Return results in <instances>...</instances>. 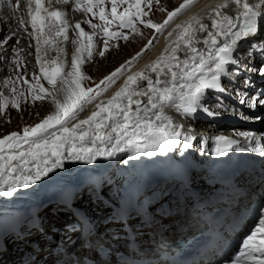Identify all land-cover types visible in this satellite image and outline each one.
Segmentation results:
<instances>
[{"label": "snow or ice", "instance_id": "obj_1", "mask_svg": "<svg viewBox=\"0 0 264 264\" xmlns=\"http://www.w3.org/2000/svg\"><path fill=\"white\" fill-rule=\"evenodd\" d=\"M28 15L30 17L31 27L35 30L39 27L41 34L43 30L53 19L60 25L56 36H63L68 40L67 29L70 27L67 20L64 19L65 13L54 10L49 11L43 6V0H28ZM68 3L69 0H63ZM192 0H184L177 8L167 13V19L163 24H156L151 19H144L149 15L145 9L151 8L152 0H110L111 19H108L105 8L102 6L104 0H74L76 11H86L97 14L93 11L98 8L99 19L105 24L111 25L118 22L119 28H129L133 34L138 32L136 27L137 21L145 27L154 29L159 32L168 24V22L189 6ZM235 3L242 8L239 23V30L236 23L229 16H222L218 9L226 7L225 4H217L212 9L216 17L211 19V28L216 32H207L208 38L204 41L210 43L211 47L208 54L205 55L193 46V40L197 32L208 30V25L202 19L193 16L184 25H177V32L174 46L165 48L159 57L146 65V69L156 73V79L152 80L145 72L138 71L130 74L125 79L124 84L107 100H101L96 103L91 114L83 120H76L77 113L84 107L97 100L103 91L115 82V79L121 74L123 69L131 63L125 62L120 65L109 75L105 76L95 89L92 87H82V82L89 77L81 71V65L87 59H91L95 44L93 37L98 35L95 31L100 27L95 24L87 23L94 29L88 33L77 22L74 30H78L77 39L72 40L76 45L71 59V69L65 71V62L54 59L51 62L41 60L40 40L36 39V61L40 65V71L43 79L48 84L53 85L49 90L42 84L37 83L39 93L32 97L33 100H45L51 98L55 106V111L47 115L40 123L34 126H25L21 132H11L0 138V194L12 196L17 188H26L30 184H35L42 177L47 176L54 168L62 166L63 159L87 160L91 162L100 156H112L115 151H122L121 145L131 147L137 151L147 149L161 150L167 147H175L177 139L181 133L173 127L171 117L165 114L164 107L169 101L173 100V87L160 88L156 87L161 83L160 74H170L171 81L174 82L179 77L186 81L184 87L187 91L183 92L180 97V103L175 105L177 111L191 115L195 113L201 103V95L205 89L221 88L219 82V73L223 71L225 64H235L232 60L234 49L238 47V41L243 37H249L256 32L257 9L261 7L259 3H248L244 0H227ZM118 4H127L128 7L123 12L117 11ZM134 9V11H133ZM163 11V9H161ZM103 36L108 38L104 40V49L99 52L103 57L108 50L109 39L123 38L128 39V35L121 31H109L107 27L102 28ZM173 33H169L171 37ZM223 35L229 37L224 41H217V37ZM86 37L87 42H84ZM12 37L9 36L4 43ZM51 43L50 40H44V44ZM151 41L148 45H151ZM184 47L186 59L179 61L176 56L177 51ZM63 52V49H59ZM143 51V50H142ZM141 53H137V56ZM191 60V62H189ZM211 60L214 69L208 68L212 72L210 77L204 75L205 66ZM172 61H176L173 65ZM50 63V67H46ZM242 63V61H241ZM178 69L177 70H174ZM252 72H259L264 76V65L258 68L247 69ZM197 73L201 75L197 76ZM193 77L196 82L191 83ZM35 79V77H34ZM60 81L61 87L57 88V81ZM140 81H147V90H142ZM7 81H5V84ZM27 84L28 81L24 80ZM245 84H250V80L245 79ZM222 91L224 89H221ZM31 91V89H29ZM53 92L56 94L54 95ZM13 98L11 106L19 110L17 96L23 95L18 93L15 88L12 89ZM63 95V100L58 99ZM139 96H147V106L141 108ZM264 96V93H261ZM7 96L0 93V113L6 108L5 101ZM239 103L248 104L255 107L257 104L264 106V100L250 101L246 96L239 99ZM135 105V109H133ZM209 115L214 113L205 108ZM70 121H76L69 127ZM238 136L246 140L254 141L256 138L251 132H238ZM217 147L214 155L223 156L239 141L227 136H217ZM185 146H191V137H185ZM107 145V146H106ZM242 151L258 152L264 156V144L256 143L251 148L240 149ZM66 153V155H65ZM124 219V213L120 214ZM144 223H151L150 220ZM230 264H264V218L259 219L258 226L244 240L239 252L235 257L230 258Z\"/></svg>", "mask_w": 264, "mask_h": 264}, {"label": "bare ground", "instance_id": "obj_2", "mask_svg": "<svg viewBox=\"0 0 264 264\" xmlns=\"http://www.w3.org/2000/svg\"><path fill=\"white\" fill-rule=\"evenodd\" d=\"M8 1L10 3V9L9 11H6L5 13L6 14L9 13L10 24L18 32V35H17V40L12 38L11 40H8L6 44H3V45L0 44V93L8 97V100L5 101L6 108L4 109L3 113H0V138H2L4 135H7L11 132H14V131L18 132L17 129L16 130L12 129L13 126L15 125H18V126L31 125V122L32 124L40 123L47 115L55 111V106L52 103L51 98H47L45 100H33L32 99L34 95L39 93V88L37 87V83L42 84L45 88L49 90L53 89V85L48 84L47 80L43 79V74L40 71V65L36 61V43L26 35V33L24 32V28L36 31L37 38H39L40 40V49H41L40 55H41L42 61L47 60L51 62L52 57L50 59V55H45V54L53 52L52 55L55 56L56 52H58L59 55L57 59L63 60L65 62V71H68L71 69V59H72V55L76 47V45L72 43V40L77 39L78 37V30H74L75 24L79 22L81 24V27L84 28L86 32L92 33L94 29L91 27L88 30L86 28L87 27L86 25H90V24L87 22L90 21L91 24L96 23V22L91 21L89 17L87 16V14L82 19L76 22L71 20V18L76 14L74 0H69L68 3H64L63 0H43V6L47 8L49 11L59 10L65 13L63 18L67 20L70 26L67 29V32H69L70 34L69 35L67 34L69 39L64 40L63 36H59V37L56 36V33L59 31L60 25L56 23L54 19L51 24H49L47 27L44 28L43 34H41L39 27H37V29L35 30L31 27V22H30V17L28 15V7L26 6V1L25 0H8ZM159 2L161 3L159 6L160 11L161 9H163L164 11L166 7L167 8L169 7L166 0H160ZM183 2L184 0H181L175 7L177 8ZM244 2H248L252 4L259 3L261 7L257 9L258 15L255 18L256 19V32L252 33L249 37H243L240 41H238V47L234 49L233 57L235 55L237 56L244 55L243 54L244 50L246 49L248 45H250L253 42H257V43L260 42L261 37L259 36V33L264 29V0H244ZM225 3H227V6L218 9V11L221 13V17L222 16L231 17L234 23H236L237 25V28L235 30L238 31L239 23L242 19L240 17V12L242 11L241 7H238L235 3L227 2V0H192L189 6L186 7L184 10H182L175 17H173L168 22V24L163 28L162 31H159V32L156 31L154 33V37H157L158 34H160V37L158 38V40L156 39L157 41L155 40V43L153 45L148 46L147 48L142 49L144 44L141 43L140 37L134 34L133 35L134 37L131 40V42L127 44L125 43L124 45L120 46L119 48L115 50H113V48L112 49L108 48L105 55L101 57L99 55V52L103 49L100 47V44H101V41L103 42L106 38L100 39L102 37L100 36L101 34H99L100 38L94 36L93 41L95 44V48L93 51V56L91 59L85 60V62L81 65V71L89 77L88 79L89 81H91V79L97 81L103 75L111 72L115 67L122 65L120 57L123 56V54L126 55L127 51L132 50L136 54L141 53L140 55H138V57L142 56L143 52H146V51L147 52L144 58L142 60L139 59L140 62L137 63L134 67H132L131 70L125 75V77L122 80H120V82L116 83L108 91H106L103 95L99 96L97 100L89 104L86 110L79 117H77L76 120L86 119L91 114V112L94 110L96 103H99L101 100L107 101L124 84L125 79L127 78L128 75L134 74L138 71L143 70L148 77H150L152 80H155L157 78L156 73L146 69L145 66L155 61L159 57V55L165 50V48L170 49L171 47L174 46L176 32L178 31L177 25H184L189 20L190 17L196 16L202 19V21L208 25V30L204 32H197L193 40V46L196 47L199 50V52H202L206 57L208 54L207 51L211 47L210 43L204 42L208 38L207 32L208 31H211L213 33L216 32V29L211 28V19L212 18H216L218 20L221 19V17L215 16V12H213L212 9L215 8L217 4H225ZM103 4H104L103 7L105 8L108 7V4L106 3H103ZM95 10L98 11V8H95ZM21 24H23V27H21ZM143 32L147 37L151 35V32H147V31H143ZM169 33H173V35L170 37ZM46 39L50 40L51 43L45 45L44 40ZM227 39H229V37H225L223 35H220L217 37L218 42L224 41ZM84 42L85 43L87 42L86 37L84 38ZM140 44H142V46H140ZM52 45H53V48L51 49V51H49ZM111 46H114V45H111ZM59 49H63L64 51L59 52L58 51ZM43 50H45L46 53L44 52V54H42ZM176 56L178 57V60L181 62L186 59V52L183 46H181V48L177 51ZM189 62H191V60H189ZM172 63L173 65H175L176 61H172ZM45 66L50 67L51 65L49 63L48 65H45ZM225 66L226 65H224V67ZM206 68L214 69V64L211 60H209L208 64L205 66V70L208 71V69ZM174 70L178 71V69H175V68ZM223 70H225L226 75L232 78L236 77L235 74L231 72H227L229 69L223 68ZM206 71L204 72L205 75L207 74ZM159 78L161 80V83L159 85H156V87L165 88V87H173V84L175 85L174 90L172 92L173 100L168 102V104H171V103L174 104L176 95L181 94L183 92L182 89L185 88L184 85L186 84V81L178 77L176 81L172 82L170 74H166V73H161ZM24 80H27L28 83L25 84ZM5 81H7L6 84H5ZM84 81L82 82V85L86 86L84 84L85 83ZM236 81L239 82V78H237ZM60 84L61 83L58 80L56 87L57 88L61 87ZM140 84L142 86V90L146 91L148 88L147 81H140ZM13 88H15L18 93L23 94V95H19L16 97L19 103V110L11 106V100L13 98V94H12ZM29 89H31V91H29ZM53 94L55 95L56 93L53 92ZM209 98L210 96L208 97L207 100H204V106L210 107V108H217V105L214 102L213 98L211 99ZM58 99L63 100V95L62 94L59 95ZM137 99L141 101V104H140L141 108L147 106V96H139L137 97ZM30 100H32V102H30ZM135 107L136 106L133 105V109H135ZM163 110L166 115L171 117L173 121V127H175L179 131V129H181L183 125H181L180 121H178L177 119L178 116L177 114H175L177 111L176 108L171 110V109L164 107ZM188 117L195 124L192 125L193 127L192 126H190L189 128L185 126L183 127V133H181L180 137L177 139L176 146L180 147L182 145V141L185 140V137H191V144L193 146H196V148H198L199 140L202 139V137L200 136L201 134L199 132V129H200L199 125H200V122H205L208 119V117H202L201 119H193L191 115L186 114L185 118H188ZM207 121H210V120H207ZM213 122L214 121H210L209 124L213 126H217V125H214L216 123H213ZM72 123H76V121L69 122L68 126L70 127ZM10 124L12 125V127ZM219 127H225V125L223 126L219 125ZM229 130H232V132L240 131L239 129H234V128H231ZM212 135L213 134L209 136V139H208L209 143H212L215 141V138ZM211 136L212 138L210 139ZM208 142L205 140V146H208ZM121 148L123 149L122 151L114 150V153H113L114 159L115 160L117 159L116 160L117 164L119 160L121 159L120 157L124 155V152H123L124 148H128V147L122 144ZM209 149H210L209 147H206V151L205 150H202V151H205L207 156H209V153H211L209 152ZM157 151L158 150L156 149H147L144 151H137L136 149H134L135 158L142 160L141 165L151 164L152 159L156 157L157 155ZM196 153L199 157H202V154L199 152V150H197ZM99 160L105 163L107 160V156L97 157L95 160L91 162H88L87 160L63 159L62 166L54 168L52 172H50L47 176L42 177L40 180L36 181L35 184H30L26 188H17L12 196H4L0 194V203L4 204L6 201H9L15 198H24L26 196L28 197L31 195H34L33 197L37 196L38 187H40L39 190H42V191L49 188L50 183H45V179L50 178V177H58V178L68 180L71 182L74 181L77 184H79L82 179V176L85 174V171L88 168H92V167L95 168ZM115 169L117 168L115 167L112 168L111 172L114 171ZM125 171L126 169L121 170V172H124V173ZM77 174H80V176L77 177L78 176ZM78 200L84 201V199L82 198H79ZM98 208H99V211L106 213V208H103L102 206ZM52 209L54 210L55 207H52ZM44 211H45V214L43 218L45 217L48 218V221H46V224L44 223L45 225L49 224V222H56L57 225L61 226V231L63 232L67 231L66 232L68 233L66 235L67 237L69 235L71 237L72 235H74V237H77L80 235L79 233H75L74 230L70 229V227L76 224L77 222L76 221L73 222L72 219H69L70 217L69 213L67 214V213H62L59 211L51 212L49 209H44ZM65 217L68 218V220L64 222L60 221L61 219L64 220ZM100 218L101 219L97 220V223L92 225V227H95L98 230H101L102 228H104L102 224L104 220L102 217ZM169 219H172V218H169ZM93 220H94V217L92 218V221ZM173 223H174V226H172L173 228L169 226V228H167L166 230H171L170 234L176 238L181 235L185 236L189 232V230L193 227L194 221L193 219L184 217L179 220L178 219L174 220ZM92 231L95 232V229ZM53 233H54V236L56 235L59 238L64 236V234H60L58 232H53ZM41 234L42 233H38L37 235L39 236ZM161 234H162L161 237L167 236L166 232H162ZM44 236L45 235L42 234L43 239L39 238L40 241L38 240V246H33V244L30 243L27 245V247L30 248L31 251H33L34 253H38L39 255L47 253V251L44 250V247H45V243H47L48 240H45L46 237ZM8 239L9 238H5V241H4L5 246L0 251V254H1L0 264H36V260L31 259V254H32L31 252L27 254L20 250L21 247L26 246V244L24 243L25 238H22L19 240L15 239L10 243L7 242ZM98 239L103 240L104 237L98 238ZM90 240H92V237H90ZM163 240L165 239L164 238L157 239L155 236H152L149 239H147L146 242L148 243L153 242V244L157 246ZM38 250L40 252H38ZM44 257H45L44 261L38 262L37 264H45V262H49L51 260V258L47 256V254H45ZM2 258H4L3 261H1Z\"/></svg>", "mask_w": 264, "mask_h": 264}, {"label": "rangeland", "instance_id": "obj_3", "mask_svg": "<svg viewBox=\"0 0 264 264\" xmlns=\"http://www.w3.org/2000/svg\"><path fill=\"white\" fill-rule=\"evenodd\" d=\"M160 0H152V3H151V8L150 9H145L146 11H148L149 12V15L147 16V17H145L144 19H151L154 23H156V24H162V22L164 23V21L167 19V13L169 12V11H173L176 7V5L181 1V0H166L167 1V3H168V5H169V7L167 8H165V10L163 11V12H161L160 10H159V6H160V2H159ZM129 2H131V0H129ZM104 3H106V4H108V7H104L105 8V11H106V14H107V16H108V19H111V3H110V0H106V2H105V0H104ZM159 3V4H158ZM14 4V3H13ZM102 6H104V4L102 5ZM126 7H128V5L127 4H118V7H117V11H118V13L119 12H123L124 11V9L126 8ZM167 10V11H166ZM93 11L95 12V13H97L95 16L92 14V13H88V12H86V11H83V10H81V11H76V14L71 18V20L72 21H74V22H76V21H78V20H80V19H82L86 14H87V16L89 17V19L91 20V21H93V22H96L95 23V25H98V26H100V27H98V28H96L95 29V31L98 33V35H96L95 37H98V38H100V36H102L100 39H105L106 37H104L103 36V33H102V28L103 27H107L108 29H109V31H121V32H124L125 34H127L128 35V39H123V38H116V39H109V44H108V48H113V50H115V49H117V48H119L120 46H122V45H124L125 43L127 44V43H129V42H131V40L133 39V33L131 32V29H129V28H119L118 27V22H113V24L112 25H107V24H105V22L104 21H101L100 19H99V15H98V12H99V9H98V11H96L95 10V8L93 9ZM133 11H134V9H133ZM163 13V14H162ZM165 13V14H164ZM87 27V29L89 30L90 28H91V26L90 25H86ZM136 27H137V29H138V32L137 33H135L137 36H139L140 37V39H141V43H143L144 44V46L142 47V49H144V48H146L145 46L146 45H148V42L149 41H151L152 43H151V45H153L154 43H155V40L157 39L158 40V38L160 37V34H158L157 35V37H154V33L156 32L154 29H151V28H148V27H145L143 24H140L138 21H137V23H136ZM149 30V31H148ZM129 31V32H128ZM143 31H147V32H151V35H149L148 37L144 34V32ZM67 34L69 35L70 33L69 32H67ZM99 34H101L100 36H99ZM106 39H108V38H106ZM17 40V39H16ZM128 40V41H127ZM156 40V41H157ZM104 42V41H103ZM102 41H101V44H100V47L102 48V49H104V43H103ZM114 42V43H113ZM116 44V45H115ZM18 45V44H17ZM111 45H114V46H111ZM150 45V46H151ZM56 46V45H55ZM73 46V45H72ZM140 46H142V44H140ZM75 47V46H74ZM53 48V45L50 47V49H49V51H51V49ZM142 51V50H141ZM147 52V51H146ZM146 52H143V55L142 56H137V54L136 53H134V51H127L126 52V55L125 54H123V56H121L120 57V59H121V64H125V62H127V61H131V63L130 64H128V66L127 67H125L124 69H123V71L121 72V74L115 79V82L114 83H112L108 88H107V90H105V91H103L102 92V94L101 95H103L106 91H108L112 86H114L116 83H118V82H120V80H122L124 77H125V75L131 70V68L132 67H134L137 63H139L140 62V60H142L143 58H144V56L146 55ZM46 53V52H45ZM53 53V52H52ZM52 53H47V54H45V55H50V59H51V57H52V60H54V59H57V57H58V55H59V53L58 52H56V55L55 56H53L52 55ZM136 55V56H135ZM134 57V58H133ZM130 59V60H129ZM140 59V60H139ZM117 67H120V65L119 66H117ZM117 67H115L111 72H113ZM69 68V67H68ZM111 72H109L108 74H105V75H103L102 77H100L97 81L96 80H92L91 79V81H89V80H85L84 82V84L86 85V86H84V85H82V87H85V88H87V87H92V88H94L95 89V87H96V85L97 84H99V82L105 77V76H107V75H109ZM61 85V84H60ZM59 85V86H60ZM100 95V96H101ZM30 102H32V100H30ZM89 104H91V103H89ZM89 104H87L85 107H84V109L82 110V111H80V112H78L77 113V117H79L85 110H86V108L88 107V105ZM165 107L166 108H168V109H171V110H173V109H175L176 107H175V105L174 104H167V105H165ZM177 110V109H176ZM175 114H177V116H178V121H180V123H181V125H183V127L185 126V127H187V128H189L190 126H192V125H194L195 123H193V121H191L190 119H189V117L188 118H185V113H182L181 111H176V113ZM71 122V121H70ZM35 123H33L32 124V122H31V125H24V126H18V125H15V126H13V128L12 129H17L18 130V132H21L22 133V129L25 127V126H33ZM11 125V124H10ZM213 126V125H212ZM212 126L209 124V123H207V122H200V125H199V132H200V136L201 137H203V135L205 134L206 135V133H208V131H210V132H213V131H211V128H212ZM11 127H12V125H11ZM183 127L181 128V129H179V132L180 133H183ZM193 127V126H192ZM222 128H224V127H217V130L218 131H221V129ZM185 129V128H184ZM214 130V129H213ZM186 131V130H185ZM184 131V132H185ZM187 131H188V129H187ZM186 131V132H187ZM230 131H232V130H230ZM204 135V136H205ZM192 145V144H191ZM194 146L192 145V148H193ZM111 157H113V155L111 156ZM121 159L119 160V162H118V167L116 166V168L117 169H119V170H125L126 168L123 166V162H124V155L123 156H121L120 157ZM137 162H139V163H141L142 162V160H139V159H135ZM105 163H108V160H106V162ZM129 166V165H128ZM128 168V167H127ZM78 176L77 177H79L80 176V174H77ZM76 177V178H77ZM34 195H31V196H26V197H24V198H15V199H12V200H9V201H6L4 204H1L0 203V208L1 207H3V206H5V205H8L9 203H11V202H15V201H18V200H23V201H25V202H29V201H31L32 199H34V198H36L37 196H35V197H33ZM52 212V211H51Z\"/></svg>", "mask_w": 264, "mask_h": 264}]
</instances>
